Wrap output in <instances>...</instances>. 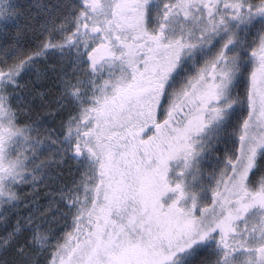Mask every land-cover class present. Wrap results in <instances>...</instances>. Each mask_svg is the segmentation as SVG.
Returning <instances> with one entry per match:
<instances>
[{"label":"snow or ice","instance_id":"1","mask_svg":"<svg viewBox=\"0 0 264 264\" xmlns=\"http://www.w3.org/2000/svg\"><path fill=\"white\" fill-rule=\"evenodd\" d=\"M0 264H264V0H0Z\"/></svg>","mask_w":264,"mask_h":264}]
</instances>
